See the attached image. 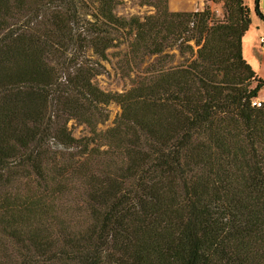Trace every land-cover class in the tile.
I'll return each instance as SVG.
<instances>
[{
	"label": "trees",
	"instance_id": "obj_1",
	"mask_svg": "<svg viewBox=\"0 0 264 264\" xmlns=\"http://www.w3.org/2000/svg\"><path fill=\"white\" fill-rule=\"evenodd\" d=\"M138 1L153 11L0 0V264H264V98L251 103L264 77L242 53L250 9L212 0L216 17L207 4ZM121 38L129 63L154 59L106 91L98 59ZM171 48L191 57L170 65ZM111 102L119 112L98 129Z\"/></svg>",
	"mask_w": 264,
	"mask_h": 264
},
{
	"label": "rangeland",
	"instance_id": "obj_2",
	"mask_svg": "<svg viewBox=\"0 0 264 264\" xmlns=\"http://www.w3.org/2000/svg\"><path fill=\"white\" fill-rule=\"evenodd\" d=\"M243 3L249 7L251 19L249 28L244 34V53L247 55V51L251 52L249 54L252 59L250 60L251 64H249L258 76L264 77V47L260 43V38L264 37V22L255 14L254 0H243ZM205 4L210 7L216 17H221L223 12L221 2H213L212 0H168V8L172 11L202 9ZM259 8L264 14V0L259 1ZM152 11L153 8L151 6L141 5L138 0H121L115 8L117 15L125 17L131 15L142 17ZM128 40L121 38L119 43L106 50V59H98L100 72L94 76L93 80L101 89L116 92L127 89L136 75L142 74L144 69L154 59V57L145 58L138 65L129 63L127 61ZM190 43L195 48L193 41H190ZM166 51L172 54L168 61L170 65L185 63L191 57L188 51L181 53L177 48H171ZM86 54L90 58H96L95 55H91L89 50L86 51ZM252 85H254V82ZM257 98L260 100L264 98V86L258 91ZM106 109L108 118L103 123L98 124V129H105L110 126L115 115L119 112V106L114 102L109 103ZM67 127L75 137L88 134V129L82 124H77L74 120H69Z\"/></svg>",
	"mask_w": 264,
	"mask_h": 264
},
{
	"label": "crops",
	"instance_id": "obj_3",
	"mask_svg": "<svg viewBox=\"0 0 264 264\" xmlns=\"http://www.w3.org/2000/svg\"><path fill=\"white\" fill-rule=\"evenodd\" d=\"M259 9H260V8H259ZM244 37H245V36L242 37V51H243L242 53H243L244 58L247 60V62L251 64V61H250V60L252 59V57H251L250 54H249V53H251V52H250V51H247V53H248L247 55L244 53ZM263 38H264V37H263ZM251 67H252V66H251ZM253 70H254V69H253ZM254 71H255V70H254Z\"/></svg>",
	"mask_w": 264,
	"mask_h": 264
},
{
	"label": "built area",
	"instance_id": "obj_4",
	"mask_svg": "<svg viewBox=\"0 0 264 264\" xmlns=\"http://www.w3.org/2000/svg\"><path fill=\"white\" fill-rule=\"evenodd\" d=\"M260 43H261V46L262 47H264V38H260ZM259 98H254V99H252V105H257V104H259V102H260V99L258 100Z\"/></svg>",
	"mask_w": 264,
	"mask_h": 264
}]
</instances>
